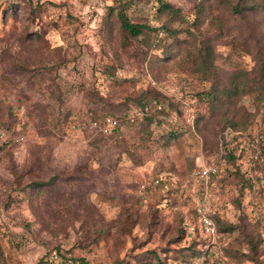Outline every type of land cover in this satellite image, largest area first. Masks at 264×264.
Listing matches in <instances>:
<instances>
[{
    "label": "rangeland",
    "instance_id": "rangeland-1",
    "mask_svg": "<svg viewBox=\"0 0 264 264\" xmlns=\"http://www.w3.org/2000/svg\"><path fill=\"white\" fill-rule=\"evenodd\" d=\"M246 2L0 0V264H149L148 250L178 264L189 246L195 264H264V108L238 103L251 116L240 133L202 98L235 71L259 78L264 20ZM119 3L162 29L125 40ZM174 37L212 48L213 77L183 70ZM149 90L157 99L138 106ZM150 111L164 113L144 128Z\"/></svg>",
    "mask_w": 264,
    "mask_h": 264
},
{
    "label": "trees",
    "instance_id": "trees-1",
    "mask_svg": "<svg viewBox=\"0 0 264 264\" xmlns=\"http://www.w3.org/2000/svg\"><path fill=\"white\" fill-rule=\"evenodd\" d=\"M226 4L228 2H225ZM245 9L254 10L255 12H259L264 20V0H249L244 4ZM127 6L124 3H119L116 8L111 9L112 13L115 15V20L118 23L119 29L123 34L125 40L129 39H138L141 36L147 35L146 32L149 34H153L155 36L156 32L162 29V27L155 28L146 23H138L132 22L126 13ZM236 14H240V6L235 4L231 8ZM159 12H166V13H176L177 11L170 6L169 4H161L158 8ZM165 29V28H164ZM190 34V38L193 35L192 31H187ZM37 35V34H35ZM175 36V35H174ZM39 39L38 36H36ZM175 45L177 46L176 51L185 50L188 52V57L186 59L185 64L183 65V70L187 72L192 77H196L198 80H204L209 76L214 75V55L212 48L209 45H202L200 48L196 49L197 45L192 44L191 40L189 41H180L176 40L174 37ZM192 50V51H191ZM158 62V61H157ZM155 62L152 64L151 69H153L156 65ZM160 65H163L161 63ZM50 69L52 67H49ZM48 68V69H49ZM44 68H34L33 70L26 69V68H18V70L26 75L31 73L41 75ZM252 96L256 99L258 104L264 108V58L263 62L260 66L259 78H251L250 74L244 70L235 71L228 79L226 83H223L219 88L218 85L211 87L208 92H203L202 98L207 97L209 99L210 104V111L217 112L220 111L221 118L223 121L226 122V126L229 127L231 130L235 132L243 133L247 130L248 124H250V115L247 114L244 110L238 107V103L241 102L245 97ZM157 99L156 92L153 90H149L147 92H142L139 96L135 98V102H137L138 106L144 107L146 104H150L152 101ZM164 112H156L150 111L144 113V128L150 126L153 120H156L157 115H163ZM172 135L169 134V137ZM232 158V155H230ZM38 187L43 186L42 184H34L30 187ZM161 187L157 189L160 190ZM218 227L224 231L229 230V232H233L236 227L229 226V228H224L225 226L218 223ZM183 234L185 233V229L181 230ZM0 238V259L3 258V251L1 248V241ZM248 246L250 247V251H255V244L252 243L250 240L247 242ZM194 246H189L187 249H182L180 251H174L173 260H175L178 264H195L200 258H202L203 254L193 249ZM147 258L149 260V264H166L164 260H162L159 255L153 251L148 250L145 252ZM244 258L245 260H253L247 255H243L239 253V258ZM75 262L76 260L73 258H64V261ZM71 260V261H70ZM81 264H88L84 259L79 260ZM47 260L43 258L38 261L37 264H47ZM115 264H119L118 262Z\"/></svg>",
    "mask_w": 264,
    "mask_h": 264
},
{
    "label": "built area",
    "instance_id": "built-area-1",
    "mask_svg": "<svg viewBox=\"0 0 264 264\" xmlns=\"http://www.w3.org/2000/svg\"><path fill=\"white\" fill-rule=\"evenodd\" d=\"M109 123L110 121L107 120ZM217 173V169L214 166H210V167H201L199 168L195 173H194V178L195 179H199V180H208L209 178L213 177L214 175H216ZM156 183H159V181H156ZM202 225L204 230L209 233V234H213L214 233V226L212 221L203 216L201 219Z\"/></svg>",
    "mask_w": 264,
    "mask_h": 264
}]
</instances>
